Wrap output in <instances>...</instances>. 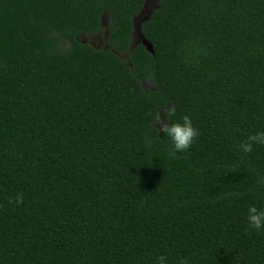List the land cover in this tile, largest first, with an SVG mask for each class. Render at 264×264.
Returning a JSON list of instances; mask_svg holds the SVG:
<instances>
[{"label":"trees","instance_id":"1","mask_svg":"<svg viewBox=\"0 0 264 264\" xmlns=\"http://www.w3.org/2000/svg\"><path fill=\"white\" fill-rule=\"evenodd\" d=\"M144 1L0 0V264H264V0Z\"/></svg>","mask_w":264,"mask_h":264},{"label":"clouds","instance_id":"2","mask_svg":"<svg viewBox=\"0 0 264 264\" xmlns=\"http://www.w3.org/2000/svg\"><path fill=\"white\" fill-rule=\"evenodd\" d=\"M175 111V105L166 108L168 116L174 115ZM156 119L159 123V130L171 139L172 147L175 152L187 151L199 136V130L194 127L192 119L188 115L182 117V122H175L172 124L161 122L159 117ZM257 144L264 145V131L249 135L238 147L243 153H250L253 146ZM170 154L172 153L170 152ZM8 202L19 206L23 203V195L18 194L14 200L9 199ZM247 220L251 228L258 231L264 229V210H259L254 205L250 206ZM155 264H168V258L164 255H160L156 258ZM178 264H189V261L186 258H181Z\"/></svg>","mask_w":264,"mask_h":264},{"label":"rangeland","instance_id":"3","mask_svg":"<svg viewBox=\"0 0 264 264\" xmlns=\"http://www.w3.org/2000/svg\"><path fill=\"white\" fill-rule=\"evenodd\" d=\"M155 0H145L140 12L133 17V30L131 33V41L130 46H132L135 42H141V34L139 33L138 24L141 19L144 18L145 14L148 10L154 6ZM106 15L103 14L101 17L102 24L105 22ZM77 39L82 42H88L89 44L93 45L94 47H104V33L97 32L94 34H79ZM125 54V53H124ZM143 85L146 87H151L146 81L143 82Z\"/></svg>","mask_w":264,"mask_h":264},{"label":"water","instance_id":"4","mask_svg":"<svg viewBox=\"0 0 264 264\" xmlns=\"http://www.w3.org/2000/svg\"><path fill=\"white\" fill-rule=\"evenodd\" d=\"M156 1V0H155ZM141 43L145 46V48L148 50V51H152L151 49V45L149 44V42L141 35Z\"/></svg>","mask_w":264,"mask_h":264}]
</instances>
